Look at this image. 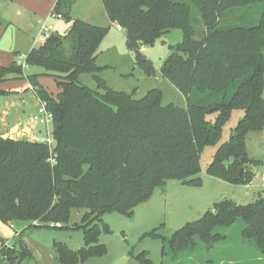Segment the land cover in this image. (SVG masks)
Segmentation results:
<instances>
[{"label": "trees", "instance_id": "trees-1", "mask_svg": "<svg viewBox=\"0 0 264 264\" xmlns=\"http://www.w3.org/2000/svg\"><path fill=\"white\" fill-rule=\"evenodd\" d=\"M192 1L203 28L196 26L191 5L183 1L102 0L109 19L125 29L128 47L137 52L139 63L147 64L150 75L154 69L143 58L141 46L172 29L182 30L183 39L172 47L161 72L184 94L185 108L164 105L159 89L136 99L109 87L96 64L109 28L80 19L66 34L52 32L25 55L27 66H42L56 78L57 96L40 84L41 73L25 75L18 61L0 65V81L23 77L47 102L55 140L52 146L0 133V219L28 223L11 246H5L8 239L0 234V263L30 259L24 232L40 221L63 229L73 208L89 210L81 225L85 245L74 251L55 242L59 261L74 264L105 255L99 234L108 226L101 223V215L131 213L170 179L201 185V153L220 142L235 109L244 110V115L217 149L207 172L233 184L253 181L249 164L255 160L249 157L246 136L264 128V0ZM75 2L56 0L53 13L70 18ZM86 72L94 74L96 89L81 82L79 76ZM209 114H216L214 121L207 119ZM238 217L246 223L243 242L264 252V197L243 205L230 199L216 203L202 219L177 230L170 246L180 251L194 244L195 235L214 241V227L230 226ZM138 258L152 264L147 252Z\"/></svg>", "mask_w": 264, "mask_h": 264}, {"label": "rangeland", "instance_id": "rangeland-1", "mask_svg": "<svg viewBox=\"0 0 264 264\" xmlns=\"http://www.w3.org/2000/svg\"><path fill=\"white\" fill-rule=\"evenodd\" d=\"M179 1L191 5L194 23L203 28L202 15L193 1ZM54 6L55 0H0L2 20L0 65H9L14 60L19 61L21 56L24 58L34 47L41 46V43L46 41L42 33L43 26L51 32L66 34L73 21L80 19L109 28L99 46L96 58V64L101 67L98 75L109 87L131 93L136 99L144 97L152 89H159L163 94L164 105L174 103L182 108L187 106L184 94L161 72L162 64L171 54L172 47L183 39L181 29H172L156 38L152 44L141 46L143 58L149 60L154 69L150 75L146 70L147 64L139 63L137 52L128 47L125 29L109 19L102 0H76L71 7L70 18L66 16L58 18L56 13H53ZM70 55L71 49L68 48L66 56ZM22 62L25 63V60L22 59ZM46 72L42 66H24L25 75L41 73L38 77L40 84L50 95L57 96L60 91L57 80ZM79 78L87 86L97 88L93 73H81ZM26 85L27 79L11 76L0 81V91L12 89L16 92L23 90ZM26 89L21 94L25 101L29 102L33 92H26ZM37 98L41 100L38 96ZM5 99L3 98L2 102ZM0 107L3 105L0 104ZM243 115L244 110L235 109L223 126L220 142L217 145L206 146L202 151V171L199 174L201 185H185L179 180L170 179L164 185L156 186L152 195L136 206L131 213L105 212L101 215V223L106 224L108 229H102L99 242L106 246L107 253L79 260L74 264H115L123 257L127 258V264H143L138 258L142 252H147V258L152 264H264V252L257 246L245 244L242 240V231L246 226L242 217H238L230 226L216 225L213 229V235H216L214 241H207L200 235H195L194 244L180 251H175L169 243L177 230L202 219L207 211L222 200L230 199L243 205L264 197V128L261 131H250L246 136L249 157L256 161L249 164L255 172L250 184L229 183L207 172L217 149L230 139L233 129ZM215 117L216 114L207 115L209 121H214ZM7 119L8 115L0 113V126L7 124L5 129H0L1 134L8 132L11 122L14 123L12 116L10 120ZM51 132L52 125H49L48 132L44 125L43 135L51 137V145L54 146L55 140ZM19 134L24 136L19 129L13 133L15 136ZM137 207L141 209L136 210ZM88 212V209L73 208L71 218L64 224L63 229L41 221L37 222L38 226L29 227L27 233L24 232L23 240L33 258L25 259L23 264H64L59 261L54 244L62 243L74 251L84 247V231L81 225ZM10 223L15 229L11 228ZM10 223L0 219V234L4 238L13 237L16 232L19 233L28 225L26 222Z\"/></svg>", "mask_w": 264, "mask_h": 264}, {"label": "crops", "instance_id": "crops-1", "mask_svg": "<svg viewBox=\"0 0 264 264\" xmlns=\"http://www.w3.org/2000/svg\"><path fill=\"white\" fill-rule=\"evenodd\" d=\"M56 3V0H55ZM16 61V60H14ZM27 87L26 92L31 91L33 92V95L29 102H26L23 95L21 94L22 91H25L24 89ZM23 90H18L14 92L15 90L12 89H6L1 91H11V93H0V104L3 105V107H0V113H3L5 116L8 115V120L14 118V123L11 122L10 128H8V132L6 131L5 134H2L5 138H13V139H28L31 141L39 140L40 138H44L43 135V129L44 125L42 124H35L31 118L32 116L37 112L40 101L38 100L36 93L33 91L32 86L27 82V85ZM23 99L21 100L20 98ZM6 98L4 102H2V99ZM12 121V120H11ZM21 123V124H19ZM7 124H4L3 126H0L1 128L6 127ZM21 128V130H20ZM5 129V128H4ZM19 129L20 132L23 133L24 136H15L13 135L14 131H17ZM47 132L48 128L46 127ZM2 130V129H1ZM7 130V129H6ZM27 233V231H26ZM15 235L12 237L7 238L8 240L13 241L15 238ZM25 242V240H24ZM26 244V242H25ZM27 245V244H26ZM28 247V246H27ZM33 258V255L30 259ZM124 258V257H123ZM119 262V261H117ZM116 262V263H117ZM115 263V264H116ZM127 264V261H126Z\"/></svg>", "mask_w": 264, "mask_h": 264}, {"label": "built area", "instance_id": "built-area-1", "mask_svg": "<svg viewBox=\"0 0 264 264\" xmlns=\"http://www.w3.org/2000/svg\"><path fill=\"white\" fill-rule=\"evenodd\" d=\"M58 18L63 17L61 14H56ZM42 33L44 34L45 38H49L52 34V32L45 26L42 27ZM45 42L43 41L41 43V45H43ZM22 59L25 60V57L23 58L21 56L20 60L18 61L19 63L23 64V66H25L26 64L24 62H22ZM27 66V65H26ZM33 91L34 88L32 87ZM35 92V91H34ZM31 120L35 123V124H42L45 125L47 128H49V125H52V120H53V113L47 108V102L46 101H42L40 100V104L38 107L37 112L32 116ZM51 137H45V138H41L40 141H47L48 143L51 144ZM11 228L15 229L14 225L12 223H10ZM59 225V224H58ZM18 235V232L15 233V236ZM13 241L11 240H7V242L5 243V246H11ZM0 255H1V246H0Z\"/></svg>", "mask_w": 264, "mask_h": 264}, {"label": "water", "instance_id": "water-1", "mask_svg": "<svg viewBox=\"0 0 264 264\" xmlns=\"http://www.w3.org/2000/svg\"><path fill=\"white\" fill-rule=\"evenodd\" d=\"M141 208L137 207L136 210H139ZM127 258H122L119 262H117L116 264H126Z\"/></svg>", "mask_w": 264, "mask_h": 264}]
</instances>
